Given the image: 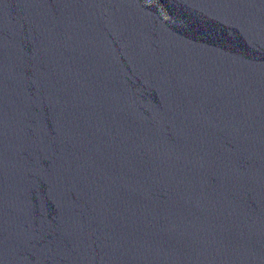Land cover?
<instances>
[{
	"label": "water",
	"instance_id": "obj_1",
	"mask_svg": "<svg viewBox=\"0 0 264 264\" xmlns=\"http://www.w3.org/2000/svg\"><path fill=\"white\" fill-rule=\"evenodd\" d=\"M0 264H264V0H0Z\"/></svg>",
	"mask_w": 264,
	"mask_h": 264
}]
</instances>
